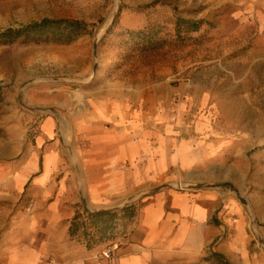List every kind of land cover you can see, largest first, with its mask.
I'll list each match as a JSON object with an SVG mask.
<instances>
[{"label": "rangeland", "instance_id": "1", "mask_svg": "<svg viewBox=\"0 0 264 264\" xmlns=\"http://www.w3.org/2000/svg\"><path fill=\"white\" fill-rule=\"evenodd\" d=\"M259 10L264 12L256 0H0V30L49 18L81 21L90 31L69 44L0 46V159L11 164L9 175L41 164L53 150L61 156V171L73 174L74 213L84 223L77 242L118 231L100 245V259L106 247H119L117 239L129 233L134 220L119 219V213L95 222L82 200L89 210L118 212L127 206L137 210L165 189L218 193L221 205L213 223L222 230L213 246L228 239L238 263L248 255L251 264H264ZM195 24L200 28L192 32ZM123 107L136 111L137 139L150 134V165L139 149L135 191L116 202L89 203L87 177L98 182L111 165L103 155L98 159L82 122H98L106 109L111 115ZM112 123L106 121V128ZM91 150L96 158L88 168ZM7 198L6 204L23 210L31 199L26 192Z\"/></svg>", "mask_w": 264, "mask_h": 264}, {"label": "crops", "instance_id": "2", "mask_svg": "<svg viewBox=\"0 0 264 264\" xmlns=\"http://www.w3.org/2000/svg\"><path fill=\"white\" fill-rule=\"evenodd\" d=\"M256 1L264 10V0ZM259 13V20L264 21V12ZM105 111L106 116L99 115L98 122H82L83 133L92 138V147L99 152L98 159L103 155L105 165H111L99 173L98 182L93 176L87 177L86 197L92 204L116 202L135 191L138 176L133 163L141 154L139 149H144L141 155L150 165V134L137 139L136 111L124 107L113 108L111 115L109 109ZM106 121L113 122L109 128ZM49 130L54 131L51 127ZM90 153L88 168L96 158L92 150ZM161 164L169 165L165 160ZM10 166L9 161L0 159V264H220L211 253L221 255L229 264H251L248 255L240 263L233 258L228 239L213 246L222 230L213 223L221 205L218 193L165 189L148 197L128 226L129 233L117 239L119 247L113 250L112 258L102 260L97 255L101 246L87 248L68 234L75 214V195L73 174L61 171V156L53 150V155H45L41 164L24 165L11 175ZM13 179L16 184L9 187ZM24 192L31 198L25 210L6 204L7 196Z\"/></svg>", "mask_w": 264, "mask_h": 264}, {"label": "trees", "instance_id": "3", "mask_svg": "<svg viewBox=\"0 0 264 264\" xmlns=\"http://www.w3.org/2000/svg\"><path fill=\"white\" fill-rule=\"evenodd\" d=\"M188 24V22H184ZM200 28V25L195 24V26L191 29L192 32H195ZM90 31H88V25L76 20H66V19H49L43 18L38 22H33L26 26L20 27L18 29L13 28H6L0 30V46L3 45H10L17 41H21L23 43H41V42H52L57 44H69L73 41H76L83 35H87ZM1 102V97H0ZM136 209L132 206H127L122 208L118 212H99V213H90L84 212L87 214L89 219H93L95 222H103L106 220H114L119 213L123 214L119 219L126 217L129 220H132L136 216ZM79 215L75 214L70 221L68 234L71 238L77 239L79 236L77 235L78 228L84 227L83 221H80ZM118 226V225H117ZM120 226V225H119ZM115 227V224H114ZM115 228H113L114 231ZM102 232L108 230L107 227H103ZM118 231L115 230L113 233L115 234L113 237L112 235L108 234L107 238H103L100 240H95L94 238H88L87 241L83 242L87 248H93L96 246H100L103 242L108 240H112L115 238ZM85 237V235L83 234ZM213 257L217 259L220 264H229L225 259L217 254L211 253Z\"/></svg>", "mask_w": 264, "mask_h": 264}, {"label": "built area", "instance_id": "4", "mask_svg": "<svg viewBox=\"0 0 264 264\" xmlns=\"http://www.w3.org/2000/svg\"><path fill=\"white\" fill-rule=\"evenodd\" d=\"M114 247H106L102 252V259L103 260H110L112 258V252Z\"/></svg>", "mask_w": 264, "mask_h": 264}, {"label": "water", "instance_id": "5", "mask_svg": "<svg viewBox=\"0 0 264 264\" xmlns=\"http://www.w3.org/2000/svg\"><path fill=\"white\" fill-rule=\"evenodd\" d=\"M82 203H83V205H84L85 209H86V210H88V212H92V213H99V212H106V211H108V210H89V209H87V207H86V204H85L84 200H82Z\"/></svg>", "mask_w": 264, "mask_h": 264}, {"label": "bare ground", "instance_id": "6", "mask_svg": "<svg viewBox=\"0 0 264 264\" xmlns=\"http://www.w3.org/2000/svg\"><path fill=\"white\" fill-rule=\"evenodd\" d=\"M87 125H91L89 122L86 123Z\"/></svg>", "mask_w": 264, "mask_h": 264}]
</instances>
